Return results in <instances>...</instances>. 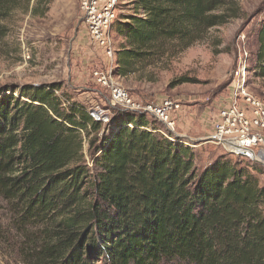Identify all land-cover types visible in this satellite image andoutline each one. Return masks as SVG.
Instances as JSON below:
<instances>
[{"label": "trees", "instance_id": "obj_1", "mask_svg": "<svg viewBox=\"0 0 264 264\" xmlns=\"http://www.w3.org/2000/svg\"><path fill=\"white\" fill-rule=\"evenodd\" d=\"M31 1L0 0V50L5 23ZM131 4L115 29L120 77L242 16L238 0ZM256 43L264 78V17ZM59 89L0 88V198L15 215L20 264H264V184L241 159L223 154L199 171L190 148L127 113L111 139L91 145L88 167L83 134L101 122Z\"/></svg>", "mask_w": 264, "mask_h": 264}, {"label": "rangeland", "instance_id": "obj_2", "mask_svg": "<svg viewBox=\"0 0 264 264\" xmlns=\"http://www.w3.org/2000/svg\"><path fill=\"white\" fill-rule=\"evenodd\" d=\"M238 3L242 16L210 31L205 40L174 57L144 62L127 76L115 75L118 84L136 100L158 105L171 99L180 104V113L174 114V133L158 120L145 118L156 134L179 140L190 148L199 171L223 156L221 149L206 140L218 113L229 106L238 85L264 101V78L255 75L253 57L256 32L264 17V0ZM131 9V0H119V14L111 29L112 59L103 58L87 46L78 0H32L27 12H15L5 23L9 31L1 43L0 88L19 90L26 85L53 83L60 87L58 95L80 103L88 112L103 113L107 119L97 133L83 134L82 153L88 167L92 165L91 145L99 139H111L120 128V115L127 114L111 106L108 92L94 81L92 73L110 70L114 75L116 53L124 45L116 25L132 13ZM182 79L186 82L180 83ZM241 161L264 184L263 169L255 172L250 163ZM13 217L10 206L0 198V264H20L17 253L21 238L13 226Z\"/></svg>", "mask_w": 264, "mask_h": 264}, {"label": "built area", "instance_id": "obj_3", "mask_svg": "<svg viewBox=\"0 0 264 264\" xmlns=\"http://www.w3.org/2000/svg\"><path fill=\"white\" fill-rule=\"evenodd\" d=\"M78 1L87 46L103 58L112 59L114 41L111 29L119 14V0ZM92 74L94 81L108 92L112 107L138 116H149L165 125L169 133H174L175 115L181 110L178 102L165 99L158 105L143 103L118 84L112 71L95 70ZM88 114L94 121H107L103 113L89 111ZM127 126L132 128L131 124ZM206 141L221 149L223 154L258 165L264 171V101L238 85L229 106L218 113Z\"/></svg>", "mask_w": 264, "mask_h": 264}]
</instances>
